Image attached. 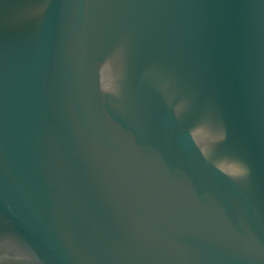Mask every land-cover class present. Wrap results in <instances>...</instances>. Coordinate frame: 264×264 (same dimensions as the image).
<instances>
[{"label": "water", "instance_id": "water-1", "mask_svg": "<svg viewBox=\"0 0 264 264\" xmlns=\"http://www.w3.org/2000/svg\"><path fill=\"white\" fill-rule=\"evenodd\" d=\"M0 264H264V0H0Z\"/></svg>", "mask_w": 264, "mask_h": 264}, {"label": "clouds", "instance_id": "clouds-1", "mask_svg": "<svg viewBox=\"0 0 264 264\" xmlns=\"http://www.w3.org/2000/svg\"><path fill=\"white\" fill-rule=\"evenodd\" d=\"M115 91V89L113 90ZM244 173V169L240 166L239 170L237 171V173L235 174V176H240Z\"/></svg>", "mask_w": 264, "mask_h": 264}]
</instances>
